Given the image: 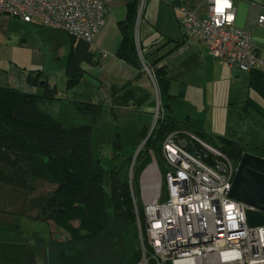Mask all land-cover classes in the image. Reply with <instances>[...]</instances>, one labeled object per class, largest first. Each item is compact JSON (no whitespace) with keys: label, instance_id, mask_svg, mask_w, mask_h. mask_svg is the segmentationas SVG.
<instances>
[{"label":"built area","instance_id":"2783aa9c","mask_svg":"<svg viewBox=\"0 0 264 264\" xmlns=\"http://www.w3.org/2000/svg\"><path fill=\"white\" fill-rule=\"evenodd\" d=\"M206 1L202 15L177 6L182 33L202 42L214 59L230 68L249 72L264 67L251 32L234 25L232 0ZM1 14L92 43L104 23L105 6L102 0H0ZM263 23L264 12L257 18V24ZM158 115L159 103L155 121ZM197 145L203 154L195 150ZM150 157L139 174L143 222L136 215L139 259L134 264H264V225L247 221L248 214L262 212L229 196L237 164L182 128L168 132L162 141L163 177L151 152ZM162 179L167 186L163 199Z\"/></svg>","mask_w":264,"mask_h":264},{"label":"trees","instance_id":"16d2710c","mask_svg":"<svg viewBox=\"0 0 264 264\" xmlns=\"http://www.w3.org/2000/svg\"><path fill=\"white\" fill-rule=\"evenodd\" d=\"M137 14L138 0H135L127 5L125 18L118 24L121 41L116 55L139 69L140 48L135 40ZM71 39L65 64L66 89L81 81L84 74L82 63L97 64L89 42ZM28 74L32 77L30 71ZM39 74L32 77V84L39 83ZM153 77L159 100L168 106L165 101L169 97V79L165 71L157 68ZM249 85L264 102V73L257 68L250 70ZM56 91L55 86L50 88L46 82L41 95L0 86V182L24 190L19 214L31 220L52 223L66 234L68 241H90L116 218L124 219L136 228V215L142 223L143 211L137 206L135 212L126 171L121 168L111 171L109 189L106 190L103 169L94 156L93 123L100 116L102 104L74 102L80 114L91 123L64 127L40 108L41 102L58 99L54 96ZM246 107L262 117L264 126V105L249 98ZM160 112L159 103V115L151 131L146 128L140 131V138L145 141L133 162L132 181L150 163V152L154 159L157 155L162 161V141L172 130L186 129L201 141L214 143L206 131ZM218 140L220 144L215 148L235 164L247 151L264 157V151L241 141L227 137H218ZM195 150L204 153L200 145ZM131 157L126 158L127 164ZM133 258L132 264L139 259L135 249Z\"/></svg>","mask_w":264,"mask_h":264},{"label":"rangeland","instance_id":"374dc122","mask_svg":"<svg viewBox=\"0 0 264 264\" xmlns=\"http://www.w3.org/2000/svg\"><path fill=\"white\" fill-rule=\"evenodd\" d=\"M8 17L16 19L7 14L0 15V69L7 68L10 62L23 64L32 73V77L41 73L45 79L55 83L58 99L45 104L44 108L64 127L91 123L80 114L74 102L101 103L102 111L93 123L92 145L95 159L103 169L105 189H109L111 171L119 168L126 171L129 182L135 153L143 142L140 131L144 128L150 131L159 103L153 82L144 78L140 82V91L136 87L129 89L135 96L142 97L140 104L128 103L123 93L112 100L106 81H96L98 76H86L75 87L66 89L64 65L70 35L58 29L32 25L43 27L46 32L34 30L25 42L1 20ZM242 94L240 90H233L229 84H224L217 88L214 98L208 99L209 111L206 113L205 107L200 108L192 121L200 123L206 119V127L201 128L208 133L207 137L213 139L214 143L207 141L211 146L218 147V137L228 138L225 135L228 133L238 137L247 146L264 151L263 119L252 108H245ZM250 96L262 102L252 91ZM128 156H132L129 164L125 162ZM155 160L163 177L164 165L157 155ZM132 183L137 206L142 209L139 176H134ZM160 190L163 199L167 192L163 179ZM23 196L22 188L0 182V264H26L32 259H46L50 264L55 261H58L56 264L133 263V252L137 246L136 228L126 220L114 219L99 236L90 241L63 242L60 241L63 232L52 223L27 219L18 214Z\"/></svg>","mask_w":264,"mask_h":264},{"label":"crops","instance_id":"0c3cea01","mask_svg":"<svg viewBox=\"0 0 264 264\" xmlns=\"http://www.w3.org/2000/svg\"><path fill=\"white\" fill-rule=\"evenodd\" d=\"M102 1L105 6L104 23L89 47L90 51L96 55L97 64L82 63L81 67L84 71L82 79L86 76H98L99 80L96 78V81L100 83L103 80L106 81L105 85L110 90L112 100H116L120 97L119 94L123 93L128 103L140 104L142 97L135 96L129 89L136 87L140 91L141 81L144 78H149L153 82L158 96V88L153 73L157 68H162L169 79V97L165 101L168 106H165L158 96L161 114L179 121H187L200 129L206 127V119L200 123H195L192 119L198 115L197 111L200 108L205 107L206 113L209 111L208 99L214 98L213 94L217 88L223 87L226 83L231 89H238L240 94L243 93L241 100L245 103V108H247L246 101L249 98L264 105L262 99L250 88L249 72L230 68L225 62L214 59L202 42L182 33L178 21L177 6L182 4L196 14L202 15L208 8L206 0H142V2L138 0L135 40L138 48H140L141 67L139 69L116 55V50L121 41L118 24L125 18L127 5L135 0ZM232 3L234 25L251 32L254 46L259 55L264 56V23L262 25L257 24L258 16L264 12V0H232ZM1 20L9 25L12 32L18 33L25 42L34 30L46 32L43 27H32L33 24L24 23L18 19L8 17ZM71 40L70 38L68 48H70ZM259 70L264 73V67H260ZM28 72L29 70L25 65L10 62L7 64V68L0 69V86L41 95L44 92V82H46L48 87L55 86L58 90L56 84L47 78L45 79L41 73L39 83L32 84V77ZM209 91L211 92L210 95ZM250 91L254 92L262 102L250 96ZM57 95L58 92L56 91L54 96L58 98ZM237 98L239 99V97ZM52 101L40 103L41 110L51 116L52 114L44 106ZM225 135L228 138L233 137V139L230 138L232 140L241 141L238 137L230 136L228 133ZM20 216L25 217L21 214ZM64 240L68 241L66 234L62 233L60 241L64 242ZM29 249L31 250V247ZM57 262L55 261L53 264ZM25 263L50 264V261L32 259Z\"/></svg>","mask_w":264,"mask_h":264},{"label":"water","instance_id":"95a60500","mask_svg":"<svg viewBox=\"0 0 264 264\" xmlns=\"http://www.w3.org/2000/svg\"><path fill=\"white\" fill-rule=\"evenodd\" d=\"M155 123V120H154ZM154 123L151 129L154 126ZM138 147L135 156L138 154ZM134 156V157H135ZM229 196L262 213H250L247 221L250 226L264 225V157L243 152L236 167Z\"/></svg>","mask_w":264,"mask_h":264},{"label":"flooded vegetation","instance_id":"af4514ba","mask_svg":"<svg viewBox=\"0 0 264 264\" xmlns=\"http://www.w3.org/2000/svg\"><path fill=\"white\" fill-rule=\"evenodd\" d=\"M247 152H250V151H247ZM250 153H252V152H250ZM256 155H257V153H255Z\"/></svg>","mask_w":264,"mask_h":264}]
</instances>
